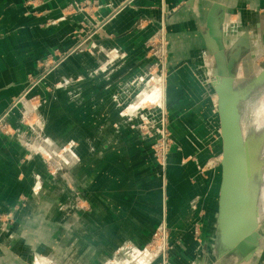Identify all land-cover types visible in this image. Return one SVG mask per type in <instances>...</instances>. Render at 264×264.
Masks as SVG:
<instances>
[{
    "label": "crops",
    "instance_id": "obj_1",
    "mask_svg": "<svg viewBox=\"0 0 264 264\" xmlns=\"http://www.w3.org/2000/svg\"><path fill=\"white\" fill-rule=\"evenodd\" d=\"M212 9L226 54L264 60V0H0V117L10 110L15 131L0 134V216L11 218L0 221V264H101L144 247L163 222L171 264H224L206 242L221 182L204 40ZM160 34L174 144L165 173L140 132L155 125L142 99L158 76L148 46ZM27 113L37 125H20Z\"/></svg>",
    "mask_w": 264,
    "mask_h": 264
},
{
    "label": "water",
    "instance_id": "obj_2",
    "mask_svg": "<svg viewBox=\"0 0 264 264\" xmlns=\"http://www.w3.org/2000/svg\"><path fill=\"white\" fill-rule=\"evenodd\" d=\"M204 40L206 49L214 60L213 88L217 98L216 107L221 139V182L218 208L215 218V243L220 260L234 264L248 263L259 248V185L264 171V158L260 155L259 137L244 138L241 130L240 106L256 89L264 87V67L246 83L236 86L234 67L239 51L226 54L222 32L217 24L215 11L207 16ZM254 142L251 147L249 140ZM262 164L253 171V160Z\"/></svg>",
    "mask_w": 264,
    "mask_h": 264
},
{
    "label": "rangeland",
    "instance_id": "obj_3",
    "mask_svg": "<svg viewBox=\"0 0 264 264\" xmlns=\"http://www.w3.org/2000/svg\"><path fill=\"white\" fill-rule=\"evenodd\" d=\"M148 49H149L148 53L151 54L152 58L154 59V63L151 66V71H149V73L158 75L159 73H162V69L164 66V69H163L164 81L162 82L163 85L161 86V88L157 89L156 91H151L150 93L144 95V98L142 99V103L147 102L145 105V110H148V111L155 110L156 113H154L153 116H151V118L155 120V125L149 126L145 124L140 128V132H142L144 135L148 137H152L153 143L151 146V150H152L153 160L155 164L161 169V171L165 173L168 154L172 150L174 144H173V140L171 137L172 135H171V131L169 128V119H168V114L166 112V107H165V85L164 84L166 83L168 52H167V41L165 39L164 34H163L162 43L160 42V35H159L153 38V40L149 43ZM214 66L215 64L213 65L212 75H214L215 73ZM242 66L247 69L246 73L242 71ZM262 67H264V60L259 61V62H248L247 60H244L241 62L240 60H238V62L236 63L234 67V71L236 74V86H240L246 83ZM51 70L52 69L43 73L42 76L38 78L30 86L28 91H30L31 89H34L35 87L41 86L44 81L45 76ZM213 80L214 78L212 76L211 86L214 92V89H213L214 81ZM148 81H150V79ZM153 83L151 84V88L152 86L153 87L155 86ZM157 86L156 88H158ZM26 93L24 94L25 97H26ZM28 97L29 99H31L30 101L36 102L37 104H41L44 99L42 96H38V95H33L31 97L29 95ZM158 100H160L159 102L163 106L162 108L160 107L158 108L157 106V104H159ZM216 102H217V99H216ZM216 111H217V107L214 104L213 113L216 114ZM7 114H10V110L6 112L4 116L0 117V134L5 135V136H12L15 134V131L13 127L10 125V123L8 122V118L6 116ZM240 114H241V130H242L243 137L245 139L252 135L259 137V139H261L260 140V155L262 156V158H264V87L256 89L254 92H252L248 96V99L244 103H242L240 106ZM161 119L163 121L162 127L161 125L158 124ZM214 119L215 117L212 120L211 137L215 140V139H218V136H217L218 131H216L217 125H215L216 123ZM19 123L22 127H26V128L35 126L38 124L37 116L35 113H30V114L27 113L19 119ZM162 133L164 134L163 138L166 139V144L168 145V149L166 151L165 156L164 154L161 153V148L159 147L160 143L162 142V137H161ZM219 135H220V130H219ZM250 141H252V139L249 140V142ZM250 145L252 147L254 146V143H250ZM261 164H262V161L256 155L254 159L253 171L256 172ZM256 183L257 185H259V189H260L259 190V201H258L259 213H260L259 221L261 225L259 227V234H260L261 233L260 230L261 229L264 230V171H262L260 175V179L259 181L257 180ZM215 218H214V222H211V225H210L211 228L209 229L210 231H212L211 236L209 238L210 240L206 239V242L208 243L211 242L212 245H214L215 243V236H216L215 235V232H216ZM0 221L7 223L11 221V218L9 215H1ZM157 228H165V230L168 233V243H169L168 226L163 222L159 224L155 228V230ZM202 228H203V222H202V219H199L194 224L193 233H194L195 239L200 244L202 240L201 239ZM259 245H260L259 246L260 250L255 253L253 258L248 263H241V264H252V263L254 264V262L258 259L257 256L261 254L260 251L262 250V247H264V245H261V240H260ZM145 250L152 252V255L146 256L144 254ZM170 250H171V247H170ZM170 250L168 253L167 264H171L170 259H169ZM214 250H215V253H217V249L215 248V246H214ZM155 253H156V249H153L151 238H150L148 244H146L144 247L136 248V247L126 246V248H124L119 253H117L114 256V258L107 260L101 264H163L161 259H159L158 255L157 256L154 255ZM38 257L39 258H36V262H37L36 264H58L57 259L56 260L54 258L50 259L44 256H38ZM216 259H217L216 261H218V258ZM221 262H223L224 264H234L231 260H228L226 262L225 261H221ZM216 263L220 264L219 262H216Z\"/></svg>",
    "mask_w": 264,
    "mask_h": 264
},
{
    "label": "built area",
    "instance_id": "obj_4",
    "mask_svg": "<svg viewBox=\"0 0 264 264\" xmlns=\"http://www.w3.org/2000/svg\"><path fill=\"white\" fill-rule=\"evenodd\" d=\"M162 41H163V34H160V42L162 43ZM163 69H164V66H163ZM163 69H162V73H159L158 76H157V79H155V81H156V82H154L155 86L154 87L152 86L151 91H156L157 89L161 88V86L163 85V83H162L164 81ZM158 84H160V85H158ZM156 86L158 88H156ZM159 101L160 100H158V102ZM157 106H158V108L159 107L160 108L163 107L160 102H159V104H157ZM162 122L163 121L161 119L160 122L158 123L159 125H161V127H162ZM161 137H162V142L160 143L159 147L161 148V153L164 154V156H165L166 151L168 149V145L166 144V139L163 138L164 137L163 133H162ZM151 242H152L153 249H156V253L154 255H156V256L158 255V257H159V259H161L162 263L163 264H167V258H168V253H169V250H170V246H169V243H168V233L165 230V228H157L153 232V234L151 236ZM147 251L148 250L144 251V254L146 256L152 255V252H150V251L147 252Z\"/></svg>",
    "mask_w": 264,
    "mask_h": 264
},
{
    "label": "bare ground",
    "instance_id": "obj_5",
    "mask_svg": "<svg viewBox=\"0 0 264 264\" xmlns=\"http://www.w3.org/2000/svg\"><path fill=\"white\" fill-rule=\"evenodd\" d=\"M214 89V88H213ZM250 143H254V142H252V141H250ZM252 147H254V146H252ZM254 159H255V157H254ZM253 167H254V160H253ZM260 226V225H259ZM259 249V248H258ZM258 251V250H257Z\"/></svg>",
    "mask_w": 264,
    "mask_h": 264
}]
</instances>
